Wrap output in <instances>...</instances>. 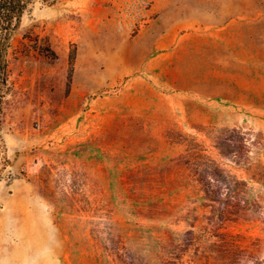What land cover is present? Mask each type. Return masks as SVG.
Returning a JSON list of instances; mask_svg holds the SVG:
<instances>
[{
  "label": "rangeland",
  "instance_id": "obj_1",
  "mask_svg": "<svg viewBox=\"0 0 264 264\" xmlns=\"http://www.w3.org/2000/svg\"><path fill=\"white\" fill-rule=\"evenodd\" d=\"M6 58L0 264L264 260V0H31Z\"/></svg>",
  "mask_w": 264,
  "mask_h": 264
},
{
  "label": "trees",
  "instance_id": "obj_2",
  "mask_svg": "<svg viewBox=\"0 0 264 264\" xmlns=\"http://www.w3.org/2000/svg\"><path fill=\"white\" fill-rule=\"evenodd\" d=\"M31 0H0V171L8 163L9 159L6 153V144L2 135V129L8 116L7 96L12 89V82L8 70L7 50L10 44V38L20 25L24 13L27 11ZM2 179L0 172V180ZM207 192L206 188H204ZM186 241L177 243L174 239L168 241L162 246L161 261L162 264H185L183 260L184 253L195 248L190 255L189 264H239L247 255L253 259L250 264H263L264 260L258 261L253 254L249 252L250 244L244 245L240 241V236L221 233L209 246L198 244L194 247V238L192 232ZM190 248V249H189ZM248 264V263H245Z\"/></svg>",
  "mask_w": 264,
  "mask_h": 264
},
{
  "label": "bare ground",
  "instance_id": "obj_3",
  "mask_svg": "<svg viewBox=\"0 0 264 264\" xmlns=\"http://www.w3.org/2000/svg\"><path fill=\"white\" fill-rule=\"evenodd\" d=\"M3 235H2V233H0V238L2 237ZM2 240L0 239V242H1Z\"/></svg>",
  "mask_w": 264,
  "mask_h": 264
}]
</instances>
